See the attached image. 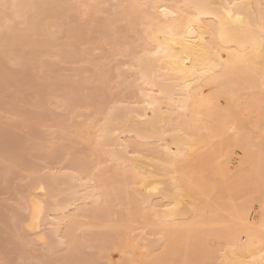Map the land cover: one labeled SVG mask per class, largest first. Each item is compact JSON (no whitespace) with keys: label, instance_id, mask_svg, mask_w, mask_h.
<instances>
[{"label":"bare ground","instance_id":"bare-ground-1","mask_svg":"<svg viewBox=\"0 0 264 264\" xmlns=\"http://www.w3.org/2000/svg\"><path fill=\"white\" fill-rule=\"evenodd\" d=\"M109 1L0 0V77L12 75L3 63L26 46L93 68L68 70L90 78L85 93L71 76L42 84L73 114L70 132L50 121L85 150L76 155L65 144L66 170L32 178L20 203L21 227L49 250L62 245L59 260L69 264L90 261L84 243L96 245L105 264H264V200L257 199L264 123L255 118L264 113V0H116L96 24ZM69 17L76 26L65 24ZM118 22L124 29L115 31ZM37 56L31 51L29 63L51 69ZM111 68L120 80L105 105L94 98L113 81ZM242 116L256 125L258 142ZM50 142L42 147L49 161L59 153ZM241 163L247 168L234 171ZM41 224L48 234L38 232ZM209 236L215 248L207 246Z\"/></svg>","mask_w":264,"mask_h":264},{"label":"rangeland","instance_id":"rangeland-1","mask_svg":"<svg viewBox=\"0 0 264 264\" xmlns=\"http://www.w3.org/2000/svg\"><path fill=\"white\" fill-rule=\"evenodd\" d=\"M115 1L116 0H110L108 3L103 4L101 6V11H99L95 14V17L97 18L96 24H98L105 17H107L108 10L110 9L111 5L115 3ZM65 24L71 25V26H76L77 22L72 17H69L68 20L65 22ZM118 29H124V24L121 22L116 23L115 31ZM64 30H65V25H62L61 31L59 32L60 34L59 33L57 34V36H59L58 39L61 38L60 39L61 41H63L65 38ZM62 37H63V39H62ZM58 39L56 38L55 40H56V42L60 43L61 41L60 40L58 41ZM81 40H83V38L82 39L79 38V40H77V42L81 41ZM73 41H74V39L69 41V44H71L68 47L69 49L70 48L73 49V47H75L72 44ZM26 47L22 48L23 53H26V54H23V53H22V55H21V53L18 55L14 54L16 56L15 57L12 56L13 60L15 58V60L13 62H8V61L6 62L5 61L3 63L5 66H7L12 71V75L11 76H5L6 80L4 79V76L0 77V79L2 78L0 80V264H55V263L56 264H69L65 261L59 260V255L63 252V249H62L63 246L62 245L61 246L57 245L58 247H55L54 249L49 250L45 247V245L41 244L40 242H34V240L32 238L35 239V232H31V231L27 230L26 228H24L23 226L21 227V224L19 221V219H21V218H19V217H22L21 214L25 215V210L24 209H23L24 211L21 210V208H23V205H20V203L23 202L24 191L26 189V186L28 187V185L31 183V180L33 177H37L39 175H42L43 173L45 174L46 172L48 173L49 171L53 172L55 170L54 172H57V170H59V171L62 170V172H63L66 170L65 167L67 166V164L69 162L68 160L71 156V153L64 149L65 144L71 146V148L73 149V151L76 155H77V152H79L77 150H81V149L83 151L85 150V148L82 144L76 143L77 144L76 145L75 142L68 140V138L66 137L65 134L60 133V129H61L60 126L65 127L67 130L65 128L64 129L67 132L71 131V128L69 125V123H70L69 119H71L70 116L73 114H70L68 112L67 106L64 107L65 105L59 103V101H55V100L53 101L54 96L51 95L50 90L48 91V89H46L44 87L47 84H50V82L56 81V79L57 80L60 79L58 81H65V80L69 81L73 78V79L77 80V82L79 81L78 82V84L80 85L79 87L80 88L83 87L82 90H83V93H85L88 91V88L90 90V88L93 86V84L91 85L90 78L87 76L85 77L86 79H89L88 80L89 82H88L84 77H80V76H73L72 77L70 75V73L68 72V70L71 66L73 68H77V67L87 68V66H90V65L87 62H83V64H82L81 61L80 62L76 61L75 63L71 62L72 64L70 62H67V61H65L63 63L57 62V59H54L55 57L49 56L48 54L47 55L44 54L46 52L43 50L38 51L36 49V47H34V46L31 48H30V46L27 48ZM31 51H33L34 56H36V53L38 54L37 59L40 61L41 66H42V64L45 65V62H47V64L49 63L48 64L49 66L51 63V69H50V67H49V70H47L46 68L41 69L38 66V64H36V63H35L36 65L30 64L27 56L29 57ZM41 53H43L44 55ZM52 53H55V51L54 52L51 51V54ZM39 56H40V58H39ZM84 56H86V55L82 54L81 58H84ZM16 57H17V59H16ZM94 57L95 58L98 57V54L95 55ZM122 59H124V58L123 57L119 58L120 61H122ZM73 64H75V65H73ZM62 65L65 67L66 70L64 69V67ZM33 66H35V67H33ZM37 66H38V68H37ZM61 66L63 67L62 71L59 69V67L62 68ZM106 66H107V64H106ZM56 67H58V68H56ZM44 70L45 71L47 70L46 72H48V73H46ZM53 70H54V72H53ZM66 71L68 74H66ZM90 72L93 73L92 67L90 68ZM112 72H114V73H112ZM64 74H66V76L67 75L68 76L65 77ZM117 74H118V72H116V70L111 68V79L113 78L112 79L113 81L111 80L112 82H110L109 84L110 85L112 84V85L111 86L109 85L108 89H106V91L104 90L106 87L103 88L101 90V91H103V93H101L100 90L98 89V91H96V94L101 93L103 95V97L101 94L100 95L95 94L96 97L98 96L97 98L96 97L94 98L96 101H97V99H101L102 100V101L100 100L101 103H103L105 105L108 103V101H109V98H108L109 95L108 94H110L108 91L109 88L113 87L112 89L114 90L115 87H117V83H115L114 80H116V81H117V79L120 80V77H118ZM49 76H51V77H49ZM70 76L72 78H70ZM81 79H83V80H81ZM27 81H28V83H27ZM83 81H84V83H83ZM42 84L44 85V87ZM84 87H85V89H84ZM111 88H110V90H111ZM84 90H87V91H84ZM119 91L120 90L116 91V93ZM100 96H101V98H100ZM49 97L51 100L49 99ZM75 99L79 100L78 96ZM43 105H45V106H43ZM37 112H38V114H37ZM88 112L89 111H86L85 109H82V110L80 109V113L82 115L87 114ZM261 112H262V109H261ZM41 113H44V114H41ZM39 116L41 117V119ZM60 116L62 117V119L63 118L64 119L62 120ZM83 116H85V115H83ZM29 117H31V118H29ZM240 117H241V115H240ZM55 118H56V120H58V122L65 123L64 126H63V123H62V125L59 126V124L56 123V125H55V122L50 121V119L53 120ZM255 118L257 120H259V123H261V124L264 123V113L263 112H262V116L260 114V115L256 116ZM241 119H242V123L244 125V128H246V130H249V132L251 133L252 141L253 142L255 141V143L258 142L257 139H259V138H258V136H256V134L259 135V133H258V130L255 128L256 125L253 123H250L249 118L247 116H242ZM253 120H254V118L252 119V121ZM26 122H30L29 123L30 125L27 124ZM36 123H38V124H36ZM26 124L29 125L31 128L26 127ZM10 125L11 126L13 125V126L9 127ZM58 126L60 128H58ZM54 127H55V129H54ZM28 129H29V131H28ZM56 132H58V133H56ZM53 133H55V135L58 136L57 139H56V137L51 136V134H53ZM7 136H9V137H7ZM30 137H31V139H30ZM50 140H52L53 145L56 144L54 146H57V144H58V147L60 146L61 150L57 147V149L59 150L58 151L59 152L58 157H56L55 160L49 161L43 157L42 147H46L47 145L51 144ZM62 141H64V142H62ZM69 141L72 142L73 144L70 145ZM61 145H63V147ZM79 145H80V147H78ZM253 148L254 147H251V149H253ZM230 151L233 152L234 149L232 147H230ZM86 152H88V151L86 150ZM86 152H83V153L86 154ZM238 154H240L239 150H235V152H233V155H235L236 157L238 156ZM88 155H90V158H93V156H95L92 154H88ZM88 155H86V156L89 157ZM66 157H69V158H66ZM90 158H87V159L90 160ZM94 158L91 159V161L94 160ZM225 160H226V158H225ZM63 165L65 167H63ZM240 166H237V167L234 166L233 168L234 169L236 168V170L232 169V171H231L232 174H234L233 170L237 171V168L238 169L239 168L242 169V167H243V169L247 168L246 164L243 165L241 163ZM263 191H264V189L261 190V192H260L261 196L260 197L257 198V195L255 197L257 199H263L264 200ZM20 197L22 198V201H19V200H21ZM57 197H58V199H57ZM57 197H55V199L59 200V196H57ZM236 197H237V199L240 198L238 196H236ZM261 197H263V198H261ZM237 199L235 201H237ZM239 202L240 201L238 200V203ZM18 204L20 205V207L18 206ZM261 205H262V207H264L263 204H261ZM19 214H20V216H19ZM86 217H83L81 219L83 221H89L90 218H86ZM15 226H16V228H15ZM48 228H49V226L47 224H41L38 232L43 233V234H48ZM97 229H98L97 227H94V228H92V231H95ZM204 229H205V227H204ZM53 240H54V238H53ZM147 240L148 239H145V240L143 239L142 242L147 243ZM216 242L217 241L213 236H209L208 240H207V244H208L207 246L209 248H215L217 246ZM49 243H51L50 240H49ZM157 249H160L159 243L156 244V252L154 251L156 254L158 253ZM81 252H82L83 258H88V260H90V261H88V263L83 262L81 264H101V263H104L103 258L101 259L100 255H99V250H98L96 245L95 246H86V244L84 243V244H82ZM215 256H217V255H214V257L212 259H214ZM216 259H218V257H216ZM211 262H212V264H215V262L214 263H213V261H211ZM107 264H114V263L108 262ZM216 264H217V260H216Z\"/></svg>","mask_w":264,"mask_h":264},{"label":"snow or ice","instance_id":"snow-or-ice-1","mask_svg":"<svg viewBox=\"0 0 264 264\" xmlns=\"http://www.w3.org/2000/svg\"><path fill=\"white\" fill-rule=\"evenodd\" d=\"M5 7H7V5H4ZM229 15H231V13H229ZM189 31H191V28H189Z\"/></svg>","mask_w":264,"mask_h":264}]
</instances>
